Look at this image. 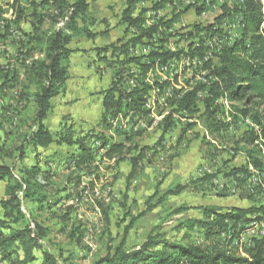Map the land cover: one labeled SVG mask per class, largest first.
<instances>
[{
	"label": "rangeland",
	"instance_id": "rangeland-1",
	"mask_svg": "<svg viewBox=\"0 0 264 264\" xmlns=\"http://www.w3.org/2000/svg\"><path fill=\"white\" fill-rule=\"evenodd\" d=\"M13 1L0 0V35L2 36V39H0V82L7 71L11 74V69L17 70L19 72L18 79L23 80L22 63L41 60L43 57L36 51H33L28 56L22 53L23 49L21 48L28 49L23 45L25 33H30L33 29L31 26L32 17H29L30 11L25 12L27 17L19 27L14 24L5 28V21H12L14 18V11L10 9ZM127 2L128 0H89L88 17L94 21V26L90 30L95 34L93 36L95 38L90 40L76 38L73 47L80 56H77L76 61L69 59L64 64L70 70L79 67L78 73L79 77H81L79 82L81 88L85 89V92L70 95L68 93L71 91H66V95L68 96L64 97L66 83L64 92L52 101L53 108L45 125L53 134L61 132L64 126L71 127L75 140L87 133L98 132L106 139L112 140V142H122L125 144L124 151H128L130 156L137 154L140 149L145 150L146 156L138 167L136 178L130 184L126 181L130 171L128 162L123 161L117 164L115 159L111 161L107 160L102 155L103 151H105V145L102 146L100 141H95L90 151L91 159L85 165H81L83 168L80 169V172L76 170L73 174H70V181H66V176L69 174L67 173V169L70 168L69 172L73 170L74 163H70L71 167L69 163H66V167L62 163L60 168L57 166L58 163H54L55 167L51 169V176L49 177L52 183L47 188L50 199H53V201L59 200V204L56 205L53 212H38L34 204L22 200L21 210L26 215L29 209H32L34 212V221L31 224V228L34 229L37 223L49 231L48 236L43 238L40 243L43 248L57 256L58 264H94L109 254V251L117 248L123 240H125L126 249H134L149 234L162 235L166 240L171 242L194 243L203 247L217 244L216 236L207 239L204 228L194 227L193 230L188 231V229L180 230L179 225L186 220L189 222L201 219L202 213L200 208L205 206L217 205L222 209L221 212H223L229 211L232 207L248 209L250 205H255L256 202V200L249 197L241 182L239 183L241 186L239 185V190H236L234 196L236 200H232V196L228 195V188L225 186V183H230L228 177L241 175L239 173L235 175L227 174L229 167H238L242 164L238 158H234L230 148L243 135L245 129L249 128L248 124H241L242 118L240 119L234 113L232 103L219 98L212 104L214 106L222 105V113L218 117L224 120L222 131L216 130L215 133L208 127L212 119L208 121V117H203V113L201 112L198 114L195 112L191 113L192 107L187 111L186 117L179 115V112L177 113L179 120L175 121L181 125L177 124L176 127L170 125L168 127V122H165L166 117L169 116L172 110L177 108V98H183L192 90L194 92V88H201L198 82V78L200 77L198 76L183 75V85H178L175 73L168 71V74H165V86L170 88V93L178 94V97H172L169 98V101H166L163 88H158L162 87V79L156 78L157 75H153L157 82L155 81L152 84L143 83L145 81L141 82L140 80L130 82L126 75L128 74V69L126 70L125 68L126 72L124 71L125 73H123L120 80L121 83L118 85L119 91L122 94L130 95L136 91L144 90L142 92V96H144L143 100L150 95L151 99H156L155 104L158 105V115L160 116L142 130H140L139 117H132V136H123V133H129L125 114L131 113L133 98L130 97L123 100L124 105L118 113L114 116H108L102 127L100 122L101 114L99 115V113L102 111L100 104L103 92L110 88L114 72L122 70L116 66L110 68L109 63L114 64V62H110V57H108L109 61L98 57L97 51L128 34L125 32L126 29L124 31V28L118 26L120 12ZM19 3L23 9L31 10L27 5L28 2H25V0H20ZM104 19L106 20L105 26L101 23ZM191 20L193 18L185 19L183 27H186L188 23L193 24L194 22ZM48 25L49 23L45 24L42 31L48 32ZM62 26L63 24L60 22L55 28H62ZM37 34L42 35L41 33ZM175 44L178 45V53H182L183 44L179 42H175ZM166 51L169 54L176 55L174 50ZM112 59L114 61V58ZM194 62L198 64L196 61ZM184 67H191V70L195 69H192V65L186 66L185 64ZM113 68L115 69L113 70ZM73 76L72 71L70 75L68 74V80ZM204 78L206 77L204 76ZM69 84H71L70 80ZM69 84L68 88L71 89ZM33 89L34 87H32ZM116 95L118 96V94ZM15 97L16 92L11 95L9 94L8 98L3 101L8 110L2 113L0 110V143L4 142L10 150L20 145L19 139L22 133L30 132L33 129L31 123H25L22 128L17 129L19 119L25 118V116L26 118H30L35 110L30 103L23 113L24 117L18 116L19 107L16 104ZM158 98L161 101L157 102ZM90 100L97 106V109L94 111L92 109L95 107L90 108L85 104L86 101ZM67 101L70 102V105L61 108L62 102ZM126 101L129 103L127 107L125 105ZM78 102L86 107V109L84 108L86 111L83 113L84 115H80L81 118L74 119L71 118L72 115L68 116V113L69 109L71 110L72 107L74 108L79 105L77 104ZM195 106L196 108H202V101H195ZM98 108H100V111ZM141 112H150V110L141 108ZM188 115H190V118ZM178 116L175 118H178ZM247 119L252 121L250 118ZM163 122L166 123V129H164L165 126L162 128ZM115 123H118V128H114V130L110 129L109 127H113ZM190 124L194 126L187 128ZM186 128L191 130H187ZM87 129L89 131L81 134L82 132L80 131H86ZM163 130H165V133ZM185 130L191 131L194 135L191 138H185L183 136V133L186 132ZM17 132L19 133L18 136ZM13 134H16L15 139H13ZM181 136L182 138L180 139ZM126 137L131 139L128 145H126ZM172 140L174 142L171 147ZM254 146L255 144H250L249 148L255 149ZM60 147L64 148L63 150L61 149V156L63 155L64 159L68 152L72 153L75 149V147H66L65 145L58 147L52 145L46 150H40L38 154L40 166L43 170H46V159L51 160V156L57 150L60 152ZM156 147H168V154H164L165 151L155 154L153 150ZM97 148L98 150H96ZM58 152L56 153L59 155ZM34 156L35 153L31 148H28L22 162L5 158L0 159V163L9 166L14 173L18 174L16 171L20 167L30 166L35 162ZM200 165H220L225 172V180H218V193L217 188L205 186V182H208L209 176L205 175L204 181H197L199 180L198 168ZM48 170L47 167L46 171ZM66 182L73 183L67 184ZM178 184L180 186L185 185L186 187L180 196L168 198L163 205L154 211L138 217V215L146 210L147 199L155 194L156 191H158V197H160L168 188L175 187ZM4 186L0 184V199L3 196ZM231 188L232 186L229 187V191ZM126 191H128L126 195L127 202L124 201L123 197ZM97 192L102 196L101 198L96 196ZM257 201L262 200L259 198ZM259 205L260 203H257V207ZM182 206H186V212L172 214L173 210ZM245 216H248V214ZM134 217L137 218L131 226V219ZM240 218H243V216ZM231 220L233 221L234 219ZM226 223H230L229 219L225 220ZM71 224L73 226L82 224L84 235L81 244L77 245L75 241L76 235L71 238L69 237L70 230H72ZM223 245L226 246V243L224 242ZM230 249L243 256L246 251L242 247L237 246H232ZM36 264H39V262Z\"/></svg>",
	"mask_w": 264,
	"mask_h": 264
},
{
	"label": "trees",
	"instance_id": "trees-1",
	"mask_svg": "<svg viewBox=\"0 0 264 264\" xmlns=\"http://www.w3.org/2000/svg\"><path fill=\"white\" fill-rule=\"evenodd\" d=\"M137 1L128 0L126 6L120 12L118 25L127 24L135 28L136 35L128 39L126 43L121 44V39L116 40L97 51L98 57L108 61V57H110V62H114V64L109 63L110 68L116 66L122 70L114 72L110 88L103 92L100 115L102 125L106 122L108 116H114L122 109L123 100L132 97L135 105H140L143 101L141 108L146 101L145 98L143 100L142 96L144 90L136 91L130 95L122 94L118 90L124 69L131 64H140L139 59L127 60L125 57L122 59L121 55L126 53L130 46H135V43L141 42L143 38L150 39V34L154 30L152 28H140V19L132 16L133 5ZM19 2L20 0H14L10 5V9L14 11V18L12 21H5V28L14 24L19 27L27 17L25 12L30 11L29 17H32L31 26L33 29H30V33H25L23 45L28 49L21 48L23 49L22 53L28 56L36 51L43 57L41 60H33L30 63L21 62L23 65V80L18 79L19 72L17 70L11 69V74L7 71L0 82L1 113L8 110L3 101L8 98L9 94L15 92L16 97L14 99L19 107L18 116H23L27 105L30 103L35 108L30 118L25 116V118L19 119L17 129L22 128L25 123H31V126H33L30 132H24L20 135V145L10 150L4 142L0 143V159L7 158L22 162L28 148H31L35 153V162L30 166L20 167L16 171L18 174L14 173L9 166L0 163V184L5 185L3 196L0 199V263L36 264L39 262V264H58L57 256L43 248L40 243L43 238L48 236L49 231L37 223L32 229L34 212L29 209L26 215L21 210L22 200L34 204L38 212H53L56 205L59 204V200L53 201V199H50L47 190L52 183L49 180L50 170L46 171L41 168L39 151L46 150L52 145L75 147L74 151L72 153L68 152L63 160L65 164L68 161L74 163L73 170L66 176V181H70V174H73L76 170L80 172V169L83 168L81 165H85L91 159L90 151L93 143L100 141L102 146H109L104 154L107 160L115 159L117 164L123 161L128 162L130 171L126 181L130 184L136 178L138 167L146 156V152L144 149H140L137 154L130 156L128 151H124L125 144L112 142V140L106 139L98 132L87 133L75 140L71 127L64 126L61 132L55 134L48 130L45 122L53 108L52 101L64 92L68 80V68L64 64L72 54L77 52L73 47L76 38L86 40L95 38L93 37L95 34L90 30L94 26V21L88 17L89 0H25L31 10L23 9ZM243 5V29L240 39L231 47L221 51L217 59L207 66L209 74L216 81L209 83L211 85L208 88V97L202 102V113L203 117H208V121L212 119L210 123L208 122V127L213 133L216 130L222 131L224 120L218 117L222 113V105H212L215 100L221 98L232 103L234 113L240 119L242 118L241 124H245L247 121L258 128V130H255L252 126L246 128L243 135L230 148L234 158H238L242 164L238 167H229L227 174L244 173L245 176H251L250 174L254 172L264 170V2L262 0H245ZM2 21L4 22V20ZM60 22L63 24L62 28H55ZM47 23H49V31H42ZM101 23L105 26L106 20H102ZM0 39H2L1 35ZM162 53H165V56L157 58L155 67L159 64H166L173 59L174 54H169L163 46L159 51V54ZM111 58H114V61ZM152 60H155V53L147 57L146 62L149 63L143 65L152 67ZM32 87H34L33 90ZM197 88L196 90L200 89ZM192 91L183 98L176 99L177 108L172 110L169 116L166 117L165 122H168V127L172 125V118L170 117L173 114L185 111L187 116V111L191 107V113L196 111V106L187 104L193 100L194 92ZM125 105L127 107L129 103L126 101ZM165 122L162 123V128L166 125ZM191 126L194 125L190 124L187 128H191ZM15 138L16 134H13V139ZM125 139L126 145H128L131 139L127 137ZM250 144H255L254 148L256 150L250 149ZM16 154L17 156H15ZM259 155L262 156L261 159ZM53 156L56 157L57 155L53 154L51 157ZM197 181L200 182V180ZM185 189V185L180 186L178 184L175 187L168 188L160 197H158V191H156L147 199L146 210L138 217L154 211L163 205L168 198L180 196ZM127 194L128 191L123 196L125 202L128 201L126 200ZM215 206L200 208L201 219L189 222L186 220L179 225V229L191 231L194 227L204 228L207 239L216 236L217 244L203 247L194 243L171 242L162 235L149 234L134 249H126L125 240H123L117 248L109 251V254L94 264H264L263 241L255 242L254 246L247 249L243 256L226 248L219 238L220 233L228 228L225 224L226 219L242 220L243 218L240 217L261 212L264 207L253 206L248 209L232 207L229 211L221 212L222 209L217 205ZM186 210V206H182L173 210L172 214H181ZM136 218L131 219V226ZM249 218L246 217L245 221ZM71 228L69 237L76 235L77 245L81 244L84 235L82 224L75 226L71 224Z\"/></svg>",
	"mask_w": 264,
	"mask_h": 264
},
{
	"label": "bare ground",
	"instance_id": "bare-ground-1",
	"mask_svg": "<svg viewBox=\"0 0 264 264\" xmlns=\"http://www.w3.org/2000/svg\"><path fill=\"white\" fill-rule=\"evenodd\" d=\"M244 1L245 0H197V6H195L193 5V2L191 0H181L182 14H193V20L191 21L193 22L195 21L193 24L188 23L186 26L187 28L183 27L184 28L183 32L196 33L197 24H203V25H198V35H192V36H190V34H184L183 32H179V31L167 32V28L170 27V19L168 16H174V6L172 2H178V0H138L134 8L132 9V16L136 18L134 12L138 10V2L139 4H144V5L155 4L157 8V12L166 11V16H160V25L158 27V30L153 32V43L156 53L159 54V51L162 46L164 47L166 40L172 39L175 42H179L180 44H183L181 54L185 58L184 65L185 64L186 66L192 65V69L195 68L193 70H202V62L197 61L198 52H196V50H199V48L203 47L204 45L205 48L204 70L205 73L209 74V71L207 70V66L217 59V56L221 54V51L231 47L237 40L240 39V34H242V29H243L242 10L244 6L243 5ZM262 1L264 2V0ZM218 2L222 4H227V6L221 7L220 11H218V16H212V25L204 24L205 20L211 19V12H217ZM230 21L232 24H236L237 26V28L231 32L229 31ZM126 27H128V30L130 31L129 33L130 38L134 37L136 35V29L128 25ZM139 27L143 29H149V25L144 23V19H140ZM216 39H218V41H215ZM141 43L149 44L150 39L143 38ZM216 49H217V53H216ZM155 51L147 50V57H149L152 53H155ZM128 54L129 56H137V45L130 46L128 48ZM211 56H213L212 62H211ZM121 58L124 59V57L122 56ZM194 61H196L198 64H196ZM145 63L148 64L149 62H146L145 59ZM167 63L176 64V55L174 54L173 59H171ZM127 67L126 70L128 69V74L126 75L130 82L131 81L135 82L140 80L141 82L145 81L143 83L152 84L156 81L155 78H153V80L142 79L139 71H137L134 68H127ZM165 67L166 64L164 63L159 64L158 66L155 67V71H163ZM165 74H168V71H165ZM205 77L206 78L204 77L198 78L199 85L205 86V83L209 84L210 82L213 83L216 81L215 78L211 75ZM207 90L208 88H205V95H208ZM150 98L151 95L148 98L145 97L146 101L142 109L150 110ZM205 99L206 98H203V100ZM151 101L153 103H156V99L154 100L152 98ZM159 101H161L160 98L157 99V102ZM179 115H183L184 117H186V112L181 111ZM175 120L178 121L179 116L178 118H175ZM245 124H248L249 126H252L255 130H258V128L255 125H252V123L250 122L246 121ZM253 174L255 176H259L260 179L264 182V170L261 172H254ZM253 174H250L251 176H244V179H249V187L251 188V191H247L245 189V181L241 175L228 177L230 183L229 182L227 183L229 184V187L232 186L230 191L233 196H235L236 190H239V185H240L239 183L241 182L242 187L248 193L249 197L255 200L261 198L264 205V191L260 190L259 179L257 177H252ZM242 220L234 219L232 221L231 219H229L230 223H226L228 228L225 226L227 228V230L225 231V241L222 238V236L219 237L220 240L223 242V244L224 242L226 243V248L230 249L232 246L242 247L245 250L251 248L248 247L246 240H244V235L246 234V230H251V225H255V217L249 218V220L244 222V225L240 223Z\"/></svg>",
	"mask_w": 264,
	"mask_h": 264
},
{
	"label": "built area",
	"instance_id": "built-area-1",
	"mask_svg": "<svg viewBox=\"0 0 264 264\" xmlns=\"http://www.w3.org/2000/svg\"><path fill=\"white\" fill-rule=\"evenodd\" d=\"M191 1L193 2V5L197 6V0H191ZM172 3L174 6V16H168L170 19V27L167 28V32H172V31L183 32V20L187 18H193V14H182L181 0H178V2H172ZM222 6H227V4H222L218 2L217 12H211V19L205 20L204 24L212 25V16H218V11H220ZM134 15L136 19L137 18L144 19V23L149 25V29L150 28L154 29L152 33L150 34V43L149 44H142L141 42L135 43L134 45H137V56H129L128 50L126 53H123V55L121 56L125 57V59L127 60H131L133 58L140 60V64H131L129 65V68H134L137 71H139L142 79H152L153 80L154 78L153 75H157L156 78L162 79V87H158V88H163L166 101H169V98L178 97V94L170 93V88L165 86V71H172L173 73H175V77L178 80V85H183V75H195L198 77L210 76V74L205 73V70H204V55H205L204 45L203 47L199 48V50H196V52H198L197 61L202 62V70H191V67H184L185 58L184 56H182L181 53H178V45H176L175 41H173L172 39L166 40L164 47H165V50L175 51L176 64L166 63V67L163 69V71H155V63H156L157 58L164 57L165 54H156L154 43H153V32L158 30V27L160 25V16H166V11L157 12V8L155 4L144 5V4H139L138 2V10L134 12ZM198 25H203V24H197L196 33H188V32H183V33L190 34V36L198 35ZM236 28H237L236 24H232L230 21L229 31L231 32L235 30ZM215 41H218V39H216ZM123 43H126V41H122V44ZM147 50L155 51V60H152V67H145V65H143L145 63V59H147ZM216 53H217V49H216ZM212 57L213 56H211V62H212ZM210 85L211 84L205 83V86H201L200 89L197 88L199 90H196V88H194L193 100L187 104L189 106H195V101L203 102V98L208 97V95H205V88H209ZM195 110H196L195 111L196 114H198L199 112L202 113L203 105H202V108H197ZM176 114L177 113L173 114L170 117L172 118V125L174 124L173 125L174 127H176L177 124L181 125L180 123L175 122ZM159 116L160 115H158V105L153 103L151 101V98H150V112H141V104L135 105L134 102L132 101L131 113L125 114L126 125L129 126V133H123V136H126V135L132 136V117H139L140 130H142L143 128L147 127V125L150 124L152 121H155L156 119H158ZM188 116L190 118V115ZM109 128L112 130H114V128H118V123H115L113 127H109ZM187 130H191V129H187ZM193 135L194 133L192 134L191 131H186L185 133H183V136L185 138H191ZM173 142L174 141L172 140L171 147L173 145ZM108 148L109 146L105 145V151H103L104 153L102 155L105 154ZM161 151H165L164 154H168V147H163V148L156 147L155 150H153L155 154H158ZM198 173H199L200 181H204V179L206 178L205 175L209 176V180L208 182H205V186L208 185L210 187L217 188V193H218V180H225V172L220 167V165H200L198 168ZM239 174H241V176L244 179V173H239ZM252 177H257L259 179L260 190L264 191V182L260 179V177L255 176L254 174ZM244 181H245V189L247 191H251V188L249 187V179H244ZM225 186L228 188V195H231V191H229V184L225 183ZM105 191H107V189H105ZM96 196L98 198L102 197L99 195L98 192L96 193ZM232 200H236V199L232 196ZM257 203H260L259 207H264L262 201H257V200L255 202V205H250V207H253V206L257 207ZM245 217H255V225H251V230H246V234L244 235V240H246L248 247H253L255 242H258V241L264 242V210L261 212L255 213V214H248V216H243V220L240 222L243 225L245 222ZM225 231H222L220 233V236H222L224 241H225Z\"/></svg>",
	"mask_w": 264,
	"mask_h": 264
},
{
	"label": "crops",
	"instance_id": "crops-1",
	"mask_svg": "<svg viewBox=\"0 0 264 264\" xmlns=\"http://www.w3.org/2000/svg\"><path fill=\"white\" fill-rule=\"evenodd\" d=\"M127 26V24H123L122 26H120V27H122V28H124V31H125V29H126V33H128V34H125L124 36H122L121 37V40L122 41H126L127 42V40L128 39H130V31L128 30V27H126ZM127 30H128V32H127ZM123 31V32H124ZM123 35V34H122ZM122 44V43H121ZM76 54V55H75ZM77 56H80L78 53H74V54H72L71 55V57H70V59H73V60H75L76 61V59H77ZM77 69V70H76ZM73 71V74H74V76L73 77H71L69 80H70V82H71V84H69V80L67 81V86H66V90H65V95H64V97H67L68 95H66V91H71V92H69L68 94H70V95H72V94H78V93H81V92H85V89L82 87L81 88V84H80V79H81V77H79V73H78V71H79V67L78 68H73L72 70H70V68L68 69V74L70 75V73ZM68 84H69V87L71 86V89L70 88H68ZM68 88V89H67ZM103 96V95H102ZM102 99H103V97H102ZM102 99H101V103H102ZM63 103V105H62V107L61 108H63L64 106H68V105H70V102L69 101H67V102H62ZM77 104H79V102L77 103ZM85 104L88 106V107H90V108H94V109H92L93 111L94 110H96L97 109V106H95L94 105V103H93V101H86L85 102ZM101 105V104H100ZM87 107V108H88ZM68 108V107H67ZM73 108V107H72ZM71 108V110L69 109V113H68V116H70V115H72L71 116V118H81L80 117V115H84L83 113L86 111V110H84V108L86 109V107H84L83 105H81V104H79V105H77V106H75L73 109ZM98 110L100 111V108H98ZM77 113V114H76ZM101 113H99V115H100ZM82 119H84V118H82ZM86 120V119H85ZM82 121V120H81ZM87 121V120H86ZM102 127H103V125H102ZM85 130V129H84ZM84 130H82V131H80V132H82L81 134H85L87 131H89L88 129L86 130V131H84ZM61 149L63 150L64 148H61L60 147V152H58V150L56 151V152H58L59 153V155L55 152L54 154H56L57 156L56 157H52L51 158V160H47L46 159V164H45V166H46V170H47V167H48V169L51 171V169H53L55 166H54V163H58L57 164V166H58V168H60V166H62V163H63V166L64 167H66V164H65V161H63L64 160V156L62 155L61 156V154H62V151H61ZM55 161V162H54ZM61 161H63V162H61ZM69 163V162H68ZM44 166V167H45ZM69 166L71 167V165H70V163H69ZM67 173H70L69 172V170H68V172ZM4 185V184H3ZM0 213H1V211H0Z\"/></svg>",
	"mask_w": 264,
	"mask_h": 264
}]
</instances>
